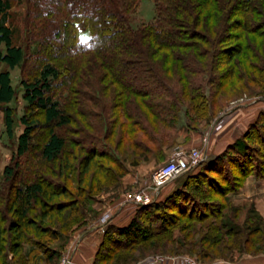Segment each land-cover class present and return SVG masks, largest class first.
<instances>
[{
	"label": "trees",
	"instance_id": "trees-1",
	"mask_svg": "<svg viewBox=\"0 0 264 264\" xmlns=\"http://www.w3.org/2000/svg\"><path fill=\"white\" fill-rule=\"evenodd\" d=\"M140 2L19 0L24 12L15 17L10 0H0V65L10 70L0 72V110L9 140L17 68L34 111L20 119L24 131L0 180V264H60L73 233L98 215L93 203L122 188L130 167L163 164L167 149L209 127L234 82L264 95V0H154V20L136 25ZM250 177L264 179V111L224 152L167 183L151 203H134L126 224L112 218L92 259L76 260L264 257V218L253 204L241 217L246 206L231 201Z\"/></svg>",
	"mask_w": 264,
	"mask_h": 264
},
{
	"label": "rangeland",
	"instance_id": "rangeland-1",
	"mask_svg": "<svg viewBox=\"0 0 264 264\" xmlns=\"http://www.w3.org/2000/svg\"><path fill=\"white\" fill-rule=\"evenodd\" d=\"M12 9L11 14L15 17H18L20 13L24 12V8L19 4V0H10ZM156 16L155 13V6L154 0H141L139 8L136 12V18L134 24L139 25L141 23H150L154 20ZM10 26L14 29L16 33V42L18 44H23L25 42V33L23 32V28L21 24L17 22L16 18L11 19ZM79 37L81 40H85L89 37V33L87 31L80 32ZM9 70L6 66L0 65V72ZM10 71V70H9ZM13 85L16 89H18V97L17 100L12 104V107L15 109V117H16V138L11 141L7 138L4 133V120L0 119V124L3 123V128L0 129V180L3 176L4 169L7 165H9L12 161L13 154L17 148V138L20 134L24 131L23 125L20 123V119L26 116L29 112L34 113V111H27L26 104L22 99V90L20 89V83L23 78V71L21 69H15L11 71ZM244 100L243 102H241ZM261 111H264V95H258L256 93H249L248 91L244 90V87L235 84V82L229 86L224 94L221 96L219 100V107L217 108V116L212 121V124L207 126H202L200 132L191 131L189 135L190 142L185 145L186 153L190 152L193 149L201 148L204 144L205 139H208V148L205 151L206 159L212 158L215 151L220 153L221 151L224 152L228 146L238 139H240L243 134L250 128V125L255 121L257 116ZM2 113V110H0ZM37 113V112H36ZM36 119L40 121L41 124H44V119L41 115L36 114ZM43 131L39 130L38 134H41ZM62 135H65L67 139L71 138L70 130H60ZM239 136V137H238ZM36 143L38 139H36ZM221 152V153H222ZM36 164V162H35ZM46 173V171H43ZM153 172L148 173H140V181L132 185L131 187H122L118 189L116 192L117 194H112L114 191L108 192L110 194L111 200H108V203L103 202L101 199L100 201L97 200L93 204H97L101 211L98 212V215L94 217L90 222L93 220L100 221L102 216L107 213L108 211L111 213L113 218V210L110 208L113 205H119V200L123 197H126L127 194H133L137 192H146L150 194L153 198L157 196L158 193L154 192L152 186V175ZM259 181V180H256ZM256 183V182H255ZM71 188H73L72 184H69ZM112 195V196H111ZM101 203H99V202ZM237 203V202H235ZM254 202H245L241 201L238 206L245 207L243 208V218H245V214L249 206ZM256 209V208H255ZM257 211V209H256ZM258 212V211H257ZM93 221V222H94ZM91 223L88 224V226ZM101 225V222H100ZM101 229L105 230L101 225ZM99 231V230H98ZM74 236V233L72 237ZM174 255H183V256H174ZM185 255V256H184ZM155 255L149 256L151 259ZM156 256H163V257H179L180 259L189 258L187 254H175L169 252L167 254H156ZM192 257H196L195 255ZM258 257L253 256H245L241 259L235 260V262H231L229 260H220L214 263H206V264H248L250 260H254ZM178 264H188L186 262H178Z\"/></svg>",
	"mask_w": 264,
	"mask_h": 264
},
{
	"label": "crops",
	"instance_id": "crops-1",
	"mask_svg": "<svg viewBox=\"0 0 264 264\" xmlns=\"http://www.w3.org/2000/svg\"><path fill=\"white\" fill-rule=\"evenodd\" d=\"M0 119L3 120V113H0ZM2 128H3V123L0 124V129ZM185 145L186 144L180 141L179 145H176L171 149H167L166 159L163 164L158 165L156 162H147V163H142L137 167H130V173L124 178L123 188L131 187L132 185L140 181L141 179L140 173H148L149 171L150 172L155 171L160 166L165 165V163H168L173 157L184 155L186 153ZM0 149H1V145H0ZM215 152H217L215 153V155H218L222 151L220 153H218V151ZM112 194H117V193L113 192ZM109 196L110 194L107 193L101 196L100 199L103 202L108 203V200H111L109 199L110 198ZM231 201L234 204H238L241 201L254 202L258 213L264 218V179H257L255 177L248 178L247 181L245 182L243 189L239 193L231 195ZM116 206L117 205H113L110 208V210L114 209L113 211L114 223H118L121 225L126 224L133 214L135 204L129 201L128 199H126V197H123L119 200L118 207ZM92 210L95 213H98L99 211H101V208L97 204H93ZM93 221L90 222L91 224L86 228L75 232L69 245L67 246V248L72 245L76 246L77 248L76 257H78L81 261L92 259L96 251V248L99 244V241L101 239L102 233L104 231V230L100 231L102 227L100 225L99 220L96 222ZM248 264H264V257H258L254 260H250Z\"/></svg>",
	"mask_w": 264,
	"mask_h": 264
},
{
	"label": "built area",
	"instance_id": "built-area-1",
	"mask_svg": "<svg viewBox=\"0 0 264 264\" xmlns=\"http://www.w3.org/2000/svg\"><path fill=\"white\" fill-rule=\"evenodd\" d=\"M242 100L241 102H243ZM208 139H205L204 144L201 148H196L191 150L184 155L173 157L167 164L160 166L157 168L152 175V188L154 192H158L163 186L167 183L175 180L181 175L185 174L189 170L199 166L204 160H206L205 151L208 148ZM126 199L135 204H143L147 205L153 201V197L146 192H137L133 194H127ZM112 215L108 211L105 213L100 222L103 227L108 225L111 221ZM76 246L72 245L67 248L63 257L61 259L60 264H93L91 262H79L76 260ZM186 262L188 264H206L197 262L192 258H184L180 259L179 257H163L156 256L147 260L144 264H178V262Z\"/></svg>",
	"mask_w": 264,
	"mask_h": 264
}]
</instances>
